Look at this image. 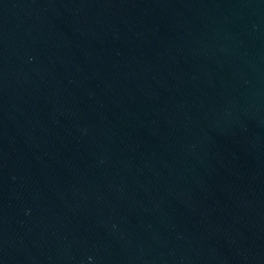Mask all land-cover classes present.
Listing matches in <instances>:
<instances>
[{
  "label": "water",
  "instance_id": "1",
  "mask_svg": "<svg viewBox=\"0 0 264 264\" xmlns=\"http://www.w3.org/2000/svg\"><path fill=\"white\" fill-rule=\"evenodd\" d=\"M0 264H264V0H0Z\"/></svg>",
  "mask_w": 264,
  "mask_h": 264
}]
</instances>
